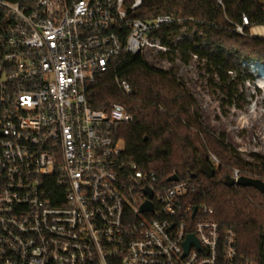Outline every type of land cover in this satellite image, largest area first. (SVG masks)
<instances>
[{"label":"built area","instance_id":"built-area-1","mask_svg":"<svg viewBox=\"0 0 264 264\" xmlns=\"http://www.w3.org/2000/svg\"><path fill=\"white\" fill-rule=\"evenodd\" d=\"M142 6L0 0V264H257L240 256L236 229L213 217L198 181L162 180L124 159L114 129L133 115L123 104L89 103L87 86L114 58L171 52L160 33L185 18L144 20ZM240 17L234 31L264 38V23ZM209 164L217 171L218 157Z\"/></svg>","mask_w":264,"mask_h":264},{"label":"trees","instance_id":"trees-1","mask_svg":"<svg viewBox=\"0 0 264 264\" xmlns=\"http://www.w3.org/2000/svg\"><path fill=\"white\" fill-rule=\"evenodd\" d=\"M261 1L225 0V7H221L218 0H143L138 16L152 20L173 13L185 18L184 24L161 31L162 42L173 49L171 52L182 46L207 59L219 74L220 88L242 107L237 86L248 76L242 74L241 61L256 59L264 64V38L237 33L231 20H239L244 12L252 22L264 23ZM194 27L205 33V38L196 36L174 44L183 28ZM117 78L129 82L131 90H123ZM87 97L96 109L108 111L120 103L133 115L131 121L114 129L115 137L124 141V159L156 171L162 180L177 174L198 181L197 195L214 205L213 217L224 229H236L240 256L264 264V193L253 186H228L224 182L234 168H240L244 176L264 180V165L238 159L224 136L203 123L198 100L173 67H157L141 53L120 55L87 86ZM212 153L221 162L215 176L209 178L202 164L210 163Z\"/></svg>","mask_w":264,"mask_h":264},{"label":"rangeland","instance_id":"rangeland-1","mask_svg":"<svg viewBox=\"0 0 264 264\" xmlns=\"http://www.w3.org/2000/svg\"><path fill=\"white\" fill-rule=\"evenodd\" d=\"M196 36L205 38V33L197 27L191 30L183 28L181 36L175 37L173 42L179 45L180 41ZM148 59L157 67L175 69L179 80L198 100L203 123L217 135L224 136L225 144L238 159L256 166L264 165L263 63L256 59L241 61L242 74L248 77L237 86L242 105L239 107L238 102L231 101L220 88L216 68L189 49L181 46L167 55L153 52L148 54ZM231 75L235 77L232 72ZM233 167L239 165L234 164Z\"/></svg>","mask_w":264,"mask_h":264},{"label":"water","instance_id":"water-1","mask_svg":"<svg viewBox=\"0 0 264 264\" xmlns=\"http://www.w3.org/2000/svg\"><path fill=\"white\" fill-rule=\"evenodd\" d=\"M202 170L204 171V174L206 176H208L209 178H212L215 176L216 174V169L214 167H212L209 163L205 162L202 164ZM195 176V175H194ZM179 176L177 174H173L169 177L170 181H174V180H178ZM225 184L228 186H232V185H241V186H253L256 189L260 190L262 193H264V180L260 179V178H254V177H249V176H240L237 180L232 177V176H227L224 180ZM149 193V195H152V190H148L147 191ZM153 205L151 204L150 201L146 202V204H144L142 206V210H146V209H152ZM198 239H196V237L194 235H189L188 240L186 241V249L187 252L190 249V246L192 244V242H195L196 244H198Z\"/></svg>","mask_w":264,"mask_h":264},{"label":"bare ground","instance_id":"bare-ground-1","mask_svg":"<svg viewBox=\"0 0 264 264\" xmlns=\"http://www.w3.org/2000/svg\"><path fill=\"white\" fill-rule=\"evenodd\" d=\"M262 68H264V67H262ZM263 72H264V69H263Z\"/></svg>","mask_w":264,"mask_h":264}]
</instances>
